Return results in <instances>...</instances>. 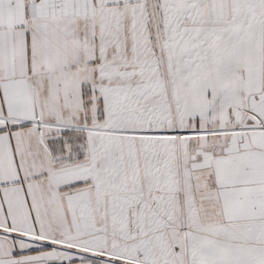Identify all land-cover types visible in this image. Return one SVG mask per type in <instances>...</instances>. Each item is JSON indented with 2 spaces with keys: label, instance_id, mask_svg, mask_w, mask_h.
<instances>
[{
  "label": "snow or ice",
  "instance_id": "snow-or-ice-1",
  "mask_svg": "<svg viewBox=\"0 0 264 264\" xmlns=\"http://www.w3.org/2000/svg\"><path fill=\"white\" fill-rule=\"evenodd\" d=\"M0 264H264V0H0Z\"/></svg>",
  "mask_w": 264,
  "mask_h": 264
}]
</instances>
